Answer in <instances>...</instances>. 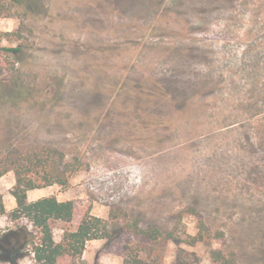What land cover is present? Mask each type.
<instances>
[{"label":"rangeland","instance_id":"obj_1","mask_svg":"<svg viewBox=\"0 0 264 264\" xmlns=\"http://www.w3.org/2000/svg\"><path fill=\"white\" fill-rule=\"evenodd\" d=\"M256 1L35 0L21 39L4 34L19 19L0 17V46L23 43L0 51V95L14 93L13 78L24 92L0 100V137L58 147L76 165L66 185L34 188L74 203L71 222H52L54 240L110 212L178 235L89 240L80 264H123L136 243L163 264H218L212 249L264 264V146L241 112L243 85L229 86ZM14 183L12 171L0 177L8 210ZM10 211L0 233L15 225ZM199 218L224 236L190 242ZM19 264H39L31 247Z\"/></svg>","mask_w":264,"mask_h":264},{"label":"trees","instance_id":"obj_2","mask_svg":"<svg viewBox=\"0 0 264 264\" xmlns=\"http://www.w3.org/2000/svg\"><path fill=\"white\" fill-rule=\"evenodd\" d=\"M34 4L35 0H0V17L19 19L17 28L4 34L18 39L23 38L24 32L31 34L27 20L33 14ZM249 10L252 17L240 58L241 66L236 69V64L232 62L229 86L234 90L237 85H243L239 104L241 112L259 138V144L264 146V0H257L253 9ZM22 47L23 43L15 47L0 46V51L14 55ZM12 81L15 82L12 86L14 93L3 97L0 95L1 102L17 103L24 97V92L15 78ZM75 170L76 165L66 160L64 151L58 147L46 144L19 145L0 137V177L10 171L14 173L15 183L10 193L16 203L10 211V218L15 222L14 227L0 233L1 263L18 264L31 247L34 260L39 264H60L65 257L69 258V264H80L79 259L87 241L113 239L123 231L148 239L151 243L160 238L178 236L174 229L162 230L149 224L140 227L137 220L131 219L126 213L120 217V212H110L106 219L84 215L75 229H65L61 240L55 241L52 222H71L74 214L73 201H59L54 195L28 201L27 191L53 184L66 185ZM5 214L3 196L0 193V216ZM181 217L182 213H179L177 224ZM22 219L25 221H21ZM197 228V233L190 236V242L221 239L224 236L222 231L212 233L201 218L197 221ZM210 257L218 264H235L232 252L212 249ZM161 259V255L156 253L151 244L136 243L125 246L123 250V264H163ZM175 264L191 262L178 255Z\"/></svg>","mask_w":264,"mask_h":264},{"label":"crops","instance_id":"obj_3","mask_svg":"<svg viewBox=\"0 0 264 264\" xmlns=\"http://www.w3.org/2000/svg\"><path fill=\"white\" fill-rule=\"evenodd\" d=\"M13 186V185H12ZM1 193V192H0ZM10 193V192H9ZM2 196H3V199L5 200V196L3 193H1ZM11 194V193H10ZM39 190L38 189H31V190H28L27 191V199L28 201H34V200H37L39 198ZM3 200V201H4ZM16 206V203H15V199L14 197L12 196L11 199H10V202H9V210H12L14 207ZM5 209L6 211H9L8 210V207L5 205ZM3 216V215H2ZM1 217V216H0ZM2 223L1 219H0V224ZM21 261V259L19 260V262ZM19 264V263H18Z\"/></svg>","mask_w":264,"mask_h":264}]
</instances>
